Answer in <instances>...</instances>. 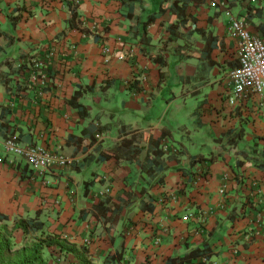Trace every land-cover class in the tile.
<instances>
[{"label": "crops", "instance_id": "crops-1", "mask_svg": "<svg viewBox=\"0 0 264 264\" xmlns=\"http://www.w3.org/2000/svg\"><path fill=\"white\" fill-rule=\"evenodd\" d=\"M68 1L0 0V139L72 159L39 171L0 146V230L22 243L33 233L16 221L34 219L126 264L205 244L206 264H264V168L245 158L264 147V95L236 98L229 74L230 20L264 37V0H74L91 33L69 29ZM161 43L194 52L167 73Z\"/></svg>", "mask_w": 264, "mask_h": 264}, {"label": "built area", "instance_id": "built-area-1", "mask_svg": "<svg viewBox=\"0 0 264 264\" xmlns=\"http://www.w3.org/2000/svg\"><path fill=\"white\" fill-rule=\"evenodd\" d=\"M210 2L216 5L219 0ZM229 32L238 41L239 64L229 73L235 97H246L251 93L264 95V37L252 34L247 20L242 17H233L230 20ZM103 52L110 55V49L107 47ZM34 64L36 71H40L42 63L35 61ZM0 146L5 153L22 157L39 171L51 170L56 166L66 167L72 161L69 157L40 144L22 145L18 137L12 134L0 139Z\"/></svg>", "mask_w": 264, "mask_h": 264}, {"label": "trees", "instance_id": "trees-1", "mask_svg": "<svg viewBox=\"0 0 264 264\" xmlns=\"http://www.w3.org/2000/svg\"><path fill=\"white\" fill-rule=\"evenodd\" d=\"M120 1H122L123 4L127 5V3L138 2L140 0H120ZM68 5L71 11V16L68 21L69 29L78 28L86 33L87 32L91 33L89 29L83 27L82 25V20L79 17V14L77 11L78 4L74 0H69ZM163 10L164 9L161 8L160 12H163ZM173 18H175V13L172 14V19ZM152 20L153 18L150 17L145 23L148 24ZM242 137H243L242 131L237 133V135L235 136L237 140L241 139ZM257 144L258 143H255V145ZM139 150L140 148H135L134 151H132L131 155H138ZM260 153L264 157V147ZM115 155H117V152L115 150H108L106 152L103 151L99 156V160H107L109 158L114 157ZM242 164H243L242 161L238 162V165H242ZM258 166H260L261 168H264V162L258 164ZM4 218H6V216L4 215L0 216V219H4ZM15 227L24 228V231L26 233H37L43 227V223L34 221V219H31V220L23 219L20 222L16 221ZM49 236H50L49 238L52 239L51 235ZM41 237L42 236L36 239L34 238L35 240L33 241L35 242L31 246L29 247L25 246L21 248L22 250H21L20 258L10 259V257L16 252L14 248L15 243L10 233L0 230V264H47V262L45 261L43 257V249L46 247V245L42 242ZM210 256H211V249L209 248L207 244H205L203 247H195L191 249L190 253L186 255L182 256L181 254H177L176 256L168 259V264H177V261H178V264H206L205 260L208 259ZM116 258H117V261H114L113 264H126V262L124 261V256L122 252H118L116 254ZM198 259H200L199 262H196L195 260H198Z\"/></svg>", "mask_w": 264, "mask_h": 264}, {"label": "rangeland", "instance_id": "rangeland-1", "mask_svg": "<svg viewBox=\"0 0 264 264\" xmlns=\"http://www.w3.org/2000/svg\"><path fill=\"white\" fill-rule=\"evenodd\" d=\"M210 4L212 3L210 2ZM216 5H218V3ZM180 31L181 30H178V35L186 34V32L180 33ZM153 47H155L157 57H160L162 59L161 62L162 64L169 65L170 67L172 65V69L168 70V68H166L168 70L167 73H175L176 70L179 68V62H180V61H176V59L180 60V56H182V54L185 55L187 52L192 50L191 45L189 44L165 45L164 43H161V44H156ZM192 51L194 52V50ZM164 53H168L169 55L170 54L171 55L168 57L166 56L167 58H165ZM167 82L168 84H170L169 81ZM192 109L193 108H191L190 110ZM222 146H223V150L227 149L225 145L222 144ZM245 158L252 159L254 163L264 162L263 155L260 152H258V148L255 145L251 146V148L247 150V152L245 153ZM156 176L157 179L161 178L160 173H157ZM49 235L50 234H46V233L42 234L40 232L33 233L32 236L28 237V239L25 238L22 243L16 242V240L13 239L15 243L14 248L16 252L10 257V259L20 258L21 250H22L21 248L25 246L27 247L31 246L35 242L32 239L34 238L36 239L42 236L41 240L46 245V247L43 249V257L47 262V264H113L114 261H117L116 258L117 252H113V253L109 252L108 254L95 257V255L92 256L88 255V246L81 245V247H77L75 246L76 244L72 245V243L74 242H66V240H63L60 236L59 237L51 236L52 239H50Z\"/></svg>", "mask_w": 264, "mask_h": 264}]
</instances>
